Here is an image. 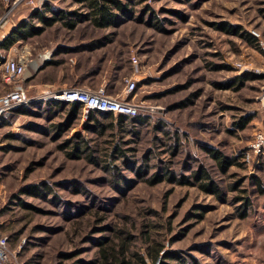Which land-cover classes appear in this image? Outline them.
Segmentation results:
<instances>
[{
    "label": "rangeland",
    "instance_id": "1",
    "mask_svg": "<svg viewBox=\"0 0 264 264\" xmlns=\"http://www.w3.org/2000/svg\"><path fill=\"white\" fill-rule=\"evenodd\" d=\"M120 1L126 16L98 28L72 0H0V56L28 57L30 96L103 89L147 115L102 134L83 111L68 121L39 101L0 124V233L14 264H92L103 238L135 263L264 264V164L241 158L264 129V0ZM50 9L66 18L34 15ZM24 20L43 31L3 47ZM11 88L0 66V95ZM211 152L239 164L223 171Z\"/></svg>",
    "mask_w": 264,
    "mask_h": 264
},
{
    "label": "trees",
    "instance_id": "2",
    "mask_svg": "<svg viewBox=\"0 0 264 264\" xmlns=\"http://www.w3.org/2000/svg\"><path fill=\"white\" fill-rule=\"evenodd\" d=\"M72 1L74 3L80 4L82 8L88 10V13L84 15H80L74 12L73 14L76 15V20H79V21L88 20L94 26L98 28H106V27H110L116 24L118 20L122 19V15L126 16L128 12V5L124 4L120 0H72ZM135 1L139 3L142 2L141 0H135ZM50 12L52 14L50 18H47L46 16H44L45 15L44 11H41V12L37 11L35 12L34 15L37 16V18L41 20L46 26H52L57 21H61L66 18L65 15H61V12H59L60 13L59 14L57 11L53 9H50ZM71 20L72 19H68L67 21H64V24L69 28H73L76 24V23H73ZM227 30L231 32L230 29H227ZM42 31L43 29L36 27L35 24L31 22L30 20H24L11 32L9 38L5 42L2 43V46L9 47L11 44H14L18 40H27L31 37L37 36ZM236 34L246 39L248 42H250L252 46L257 45V39L253 37L252 35H249V34L246 35L245 33H241L238 31L236 32ZM42 104L43 105L48 104L51 107H53V109L55 110L58 107H61L62 110H67V120L68 121L75 119L83 111V108L80 104H69L65 102H53V101H50L49 103H42ZM19 111L20 110L16 112H19ZM6 119L7 118L1 119L0 124L5 122ZM88 119H89V122L92 121L93 123L94 121L95 123L92 125H94L95 129H97L100 133L103 134L105 133L106 130L110 128L111 129L115 128L117 124H123V123H128V122L130 123L139 122L140 123L143 121V119H145V117H141V116L131 117V116L124 115V114L115 115L114 113H110V112H106V113L93 112L89 115ZM101 119L115 120L117 123L114 124L112 122L109 124H104V123H100ZM62 126L63 125L56 126V129L59 133H61L63 130ZM162 128H161V131H163ZM164 133H166L165 130H164ZM74 149H75V152L73 154H75L76 152L84 153L86 151V150L85 151L82 150V148L79 146L78 147L76 146ZM115 151L119 154H122V155L124 154V152L118 149V147L116 146H115ZM210 155L217 161L218 165L221 167L223 171H227L230 168V166L236 163L239 164L238 162H236V160L227 159L217 152H211ZM75 156L78 157L77 155ZM260 164L263 165L264 162ZM111 167H112L111 165H109V167L107 166L108 169H110ZM195 174H196L195 175L196 180H202V179L209 180L207 173L204 171L197 172ZM170 178L171 180H174V177L171 176ZM180 182H183V181H180ZM211 185L212 184H209L208 182L205 184H201L200 187L205 190H211L215 192L217 195H219L218 188L214 189V187L212 188ZM258 186H259V191L263 192V187H261L262 185L258 183ZM242 200H244L243 214H246L249 208L250 201L246 197H243ZM97 246L99 248L98 253H97V259L94 262H92V264H138V263L148 264L147 261L143 258H140V261L137 260L138 263L133 262L134 261L133 256L128 257L125 251V247L116 246L115 244H112L109 240H106L105 238H103L102 241H98ZM159 251H160V248L156 250L154 249L153 253H151L150 259L152 260L153 263L157 262Z\"/></svg>",
    "mask_w": 264,
    "mask_h": 264
},
{
    "label": "built area",
    "instance_id": "3",
    "mask_svg": "<svg viewBox=\"0 0 264 264\" xmlns=\"http://www.w3.org/2000/svg\"><path fill=\"white\" fill-rule=\"evenodd\" d=\"M35 4V0H27V4L43 9L45 0ZM29 59L26 55H19L17 58H5L0 56V66L3 68L5 81L12 85L11 91L0 95V120L8 118L18 109L26 104L39 101L65 102L69 104H80L83 108V115L88 118L93 112H110L128 116L144 115L142 111L129 102L105 94L103 89L90 91L81 88H70L64 90L44 89L33 96L22 84L27 77ZM31 75H29L30 77ZM135 88V82H128V90ZM241 158L248 164H260L264 162V129L255 132L253 141L245 149ZM0 264H14L9 248V239L0 233Z\"/></svg>",
    "mask_w": 264,
    "mask_h": 264
},
{
    "label": "crops",
    "instance_id": "4",
    "mask_svg": "<svg viewBox=\"0 0 264 264\" xmlns=\"http://www.w3.org/2000/svg\"><path fill=\"white\" fill-rule=\"evenodd\" d=\"M44 89H54V88L50 87V86H45V87H42V88H38V90L35 93L40 92V91H42Z\"/></svg>",
    "mask_w": 264,
    "mask_h": 264
}]
</instances>
